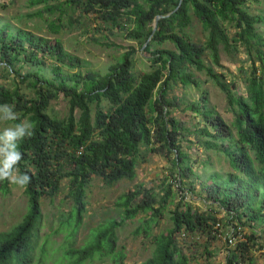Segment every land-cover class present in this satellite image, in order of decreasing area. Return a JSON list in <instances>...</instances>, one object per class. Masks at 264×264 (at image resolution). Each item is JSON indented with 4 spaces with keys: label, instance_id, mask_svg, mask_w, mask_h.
I'll return each instance as SVG.
<instances>
[{
    "label": "trees",
    "instance_id": "1",
    "mask_svg": "<svg viewBox=\"0 0 264 264\" xmlns=\"http://www.w3.org/2000/svg\"><path fill=\"white\" fill-rule=\"evenodd\" d=\"M258 2L28 0L29 6L37 7L26 15L42 21L51 34L67 32L86 18L97 21L99 32L107 30L138 43L149 55L148 70L139 73L134 71L133 45L102 72L86 67L58 37L0 19V106L8 105L16 113L14 124L23 120L34 124V134L18 141L23 157L16 169L31 177L23 187L27 211L8 230L0 231V264H37L32 238L41 224V199L52 198L64 178L68 181L65 198L73 204L61 221V226L71 225L64 237L63 263L189 264L191 257L179 246L178 236L187 239L197 233L210 238L223 234L226 240L229 236L236 240L243 233V239L228 250L226 264H239L247 256L252 260L251 246L264 247V241H257L264 233V33L258 31L264 16L249 11ZM193 18L206 33L203 42L186 32ZM102 45L118 46L114 41ZM220 46L229 54L240 50L246 54L250 66L244 70L243 92L232 77L226 80L215 69L221 66ZM193 70L204 71L225 93L232 122L208 104L204 93L185 103L168 94L177 84L198 87ZM57 98L67 104L62 117L49 113L51 101ZM176 108L195 114L193 129L172 115ZM191 134L195 138L189 141L223 155L231 168L210 172L199 181L204 209L183 199L185 191L194 193L192 178L199 176L182 145L183 137ZM149 153L167 156L172 179L157 188L135 186L119 194L114 203L119 218L99 222L89 238L75 246L91 179L97 176L107 185L133 179L138 162ZM9 183L0 181V190L9 192ZM166 212L171 227L155 232ZM218 212H223V218ZM138 215L141 225L134 234L149 238L152 251L145 260L128 263L125 247L117 244V228ZM222 226L228 229L226 234Z\"/></svg>",
    "mask_w": 264,
    "mask_h": 264
},
{
    "label": "rangeland",
    "instance_id": "2",
    "mask_svg": "<svg viewBox=\"0 0 264 264\" xmlns=\"http://www.w3.org/2000/svg\"><path fill=\"white\" fill-rule=\"evenodd\" d=\"M35 7L37 6H29L28 0H0V19L1 21H9L16 27L28 28L38 34L51 38L58 37L68 51L86 62V67L102 72L107 70V67L113 63L118 54L127 50L130 45H133L135 47L134 71L139 73L142 70H148L149 60L147 56L149 55L140 48L138 43L128 41L122 38V36L109 34L107 30L99 32L95 29L98 25L97 21H89L86 18H82L81 24H78V26L67 32L56 35L51 34L42 21L26 15L35 9ZM249 11L264 16V0L251 4ZM83 27L89 32L83 33ZM259 28L260 30L258 31L264 33V23H260L258 25ZM186 32L194 40L200 42H203L206 38V33L195 18H193L192 24L186 29ZM107 41H114L118 46L107 47L102 45V42ZM219 51L221 66H216L215 69L223 73L226 80H231L232 77L235 87L243 92L245 87L244 70H249L250 66L246 59V54L242 50L229 54L222 46H220ZM205 58L208 61L209 57L207 55H205ZM193 72L199 80L198 87L177 84L172 87L168 94L177 95L179 101L185 103L196 101L204 93L208 97V104L215 108L228 123L232 122L234 116L228 109L225 93L204 71L193 70ZM2 81L0 79V82ZM9 83L10 81L5 84ZM183 103L180 105V108L184 106ZM180 108L173 109L172 115L180 119L182 118L186 125L193 129L192 124L195 123V114L191 110L183 111ZM66 112L67 104L62 98L51 101L49 108L51 115L62 117ZM2 115L0 113V116ZM14 125L12 121L0 119V132ZM192 138H195L193 134L183 137L182 145L184 152L190 155V161L199 176L192 178L196 186L194 193L192 194L188 190L187 192L185 191L183 199L191 202L199 209H204L206 203L203 202L201 197L205 194L200 190L199 181L206 179L210 172L221 173L231 168L223 155L203 149L196 142L189 141ZM204 162L207 163L205 164ZM170 167L171 163L166 155L162 153H149L146 155L145 161L138 162L133 179L123 178L113 185H107L101 178L94 176L86 188L85 210L82 212V222L75 234L74 245L83 244L89 238L92 228L99 222L112 217L119 218V211L114 204L119 194L135 186H153L157 188L158 184H166L172 179ZM183 180L186 182L187 178H183ZM9 187V192L0 190V231L8 230L27 211V198L23 193V187L13 183H9ZM67 190L68 181L64 178L61 180L59 191L52 198L42 197L41 199V224L32 238V250L33 254L37 256V264L68 263L67 260L64 263L61 260L66 245L64 237L68 230L71 229V225H67L66 227L61 226V221L67 219L69 210L73 204L70 198H65ZM181 194L182 192L178 196ZM169 207L173 208V205ZM217 215L223 218V212H218ZM140 216L138 215L133 219L126 220L122 226L117 228V244L119 247H125V261L128 263L141 262L151 255L152 243L150 239L145 238L142 234H134L137 226L141 225L142 219H140ZM169 227H171V221L168 212H166L161 218L159 225L154 228V231L159 233L160 231H166ZM216 227L218 228V225ZM222 229L223 231L225 230L226 234L228 229H224V226H222ZM246 230L249 232L248 226ZM261 237L257 239L258 242L264 241V233ZM232 239V241L226 240V235L223 234L216 235L215 238H210L206 234L201 233H197L187 239L183 236H178L179 246L191 257L189 264H226L228 250L234 249L237 241L243 239V233L236 240L233 237ZM40 254L41 256H39ZM248 255L252 257V260L247 258V256L239 264H264V247L260 249L251 246ZM108 261L109 258L104 259V262ZM93 263L102 264L103 262L101 260H94Z\"/></svg>",
    "mask_w": 264,
    "mask_h": 264
},
{
    "label": "clouds",
    "instance_id": "3",
    "mask_svg": "<svg viewBox=\"0 0 264 264\" xmlns=\"http://www.w3.org/2000/svg\"><path fill=\"white\" fill-rule=\"evenodd\" d=\"M0 119L15 121L16 113L8 105L0 106ZM34 124L28 120L5 128L0 132V181L8 180L10 183L26 187L31 181L27 174H19L16 166L21 161L23 154L19 150L18 141L33 133Z\"/></svg>",
    "mask_w": 264,
    "mask_h": 264
},
{
    "label": "water",
    "instance_id": "4",
    "mask_svg": "<svg viewBox=\"0 0 264 264\" xmlns=\"http://www.w3.org/2000/svg\"><path fill=\"white\" fill-rule=\"evenodd\" d=\"M179 4H180V2H179ZM162 16H163V15L160 14V15H157V16L155 17L154 24H153V30H155V28H156V23H157L158 18H160V17H162ZM143 46H144V45H143Z\"/></svg>",
    "mask_w": 264,
    "mask_h": 264
},
{
    "label": "built area",
    "instance_id": "5",
    "mask_svg": "<svg viewBox=\"0 0 264 264\" xmlns=\"http://www.w3.org/2000/svg\"><path fill=\"white\" fill-rule=\"evenodd\" d=\"M233 239L231 238V236H230V238L228 239V241H232Z\"/></svg>",
    "mask_w": 264,
    "mask_h": 264
}]
</instances>
